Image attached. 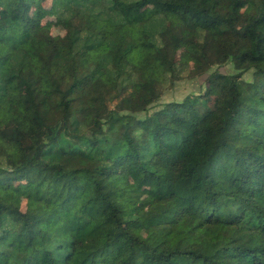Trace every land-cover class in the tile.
<instances>
[{"label":"trees","instance_id":"trees-1","mask_svg":"<svg viewBox=\"0 0 264 264\" xmlns=\"http://www.w3.org/2000/svg\"><path fill=\"white\" fill-rule=\"evenodd\" d=\"M46 1L0 0V264H264V0H54L61 44L32 20ZM169 18L228 84L221 119L210 91L151 114L139 95L178 71ZM22 179L34 213L3 201Z\"/></svg>","mask_w":264,"mask_h":264},{"label":"rangeland","instance_id":"rangeland-1","mask_svg":"<svg viewBox=\"0 0 264 264\" xmlns=\"http://www.w3.org/2000/svg\"><path fill=\"white\" fill-rule=\"evenodd\" d=\"M55 1L47 0L43 3H35L32 10V20L45 32L55 37L59 44L63 43L66 35V31L61 25L60 21L55 15ZM247 3L240 7L237 12V25L243 26L249 21V14L246 11ZM157 9L154 7H148L139 12L140 18L147 17ZM168 24L171 27L175 36L179 39L180 49L176 56V65L178 71L176 74H170L168 84H166L163 94L157 101L152 100L144 92H140L139 95L146 100L149 105V113L160 111L166 104L174 101H181L189 95L198 96L200 94L210 91V96L205 99L210 104L213 115L212 119L222 118V103L225 95L228 91V84L225 81L218 79L216 76L210 77L209 74L199 75L194 68L193 63L189 58L188 47L190 41L194 39H200L199 33L191 28H187L181 24L176 18H169ZM125 36L122 35L119 38V46L121 49L126 47ZM224 72H233L232 65L229 64L226 68H222ZM252 82V72L246 74L243 79L244 84ZM11 91L20 96L23 94L22 84L18 81L10 82ZM143 116V115H142ZM121 171L125 175L131 186H136L137 182L134 180L133 174L128 170V166L121 167ZM26 180L22 179L14 184H11L10 190L3 195V201L5 204L14 208L20 209L23 212L34 213L40 207L41 204L27 198L25 189ZM155 196L153 189L145 190V195L137 204L138 214L144 216L147 212L149 204L152 202ZM133 226L134 224H130ZM137 230L145 235L146 232L142 224L136 227Z\"/></svg>","mask_w":264,"mask_h":264}]
</instances>
